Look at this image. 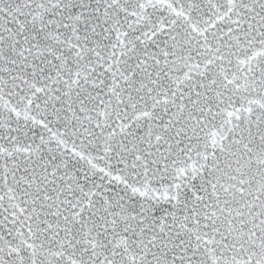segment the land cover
<instances>
[{
    "label": "snow or ice",
    "instance_id": "obj_1",
    "mask_svg": "<svg viewBox=\"0 0 264 264\" xmlns=\"http://www.w3.org/2000/svg\"><path fill=\"white\" fill-rule=\"evenodd\" d=\"M0 264H264V0H0Z\"/></svg>",
    "mask_w": 264,
    "mask_h": 264
}]
</instances>
